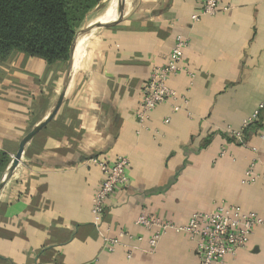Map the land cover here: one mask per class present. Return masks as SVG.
<instances>
[{
  "label": "crops",
  "instance_id": "1",
  "mask_svg": "<svg viewBox=\"0 0 264 264\" xmlns=\"http://www.w3.org/2000/svg\"><path fill=\"white\" fill-rule=\"evenodd\" d=\"M203 1L131 0L117 22L113 4L92 23L111 24L78 35L71 64L18 52L0 62V151L10 160L2 178L46 122L0 189V264H199L186 234L167 230L151 249L153 231L137 219L185 225L223 203L264 217V112L243 136L264 102V0H221L227 12L194 23ZM177 37L194 76L169 79L176 100L141 127V90ZM93 157L129 161L128 188L96 224L102 175ZM222 264H264V230Z\"/></svg>",
  "mask_w": 264,
  "mask_h": 264
},
{
  "label": "built area",
  "instance_id": "2",
  "mask_svg": "<svg viewBox=\"0 0 264 264\" xmlns=\"http://www.w3.org/2000/svg\"><path fill=\"white\" fill-rule=\"evenodd\" d=\"M229 10V6H222L221 0H204L198 14L191 16L192 22H197L203 17H212ZM187 41L177 37L164 66L154 67L145 82L140 101L136 111V119L142 127L147 123L153 110L167 101L176 100V94L167 83L169 79L181 73L193 77L183 62V50ZM174 110H176L174 108ZM264 112V102L260 103L251 118V122L257 121ZM166 123L168 120L165 121ZM238 143H243L239 132H231ZM260 139L264 140V125L259 131ZM90 162L101 171L102 181L94 199L92 214L95 224L105 212V206L115 193L128 188L129 179L127 170L129 161L125 157H119L114 161H104L91 158ZM253 166L247 172V177L255 180ZM136 224L144 229L153 231L149 239V246L154 249L163 233L174 230L186 234L195 243V253L199 264H222L227 257H235L239 251L244 249L255 229L264 230V217L255 213L245 212L240 207L230 204H221L213 211L193 213L185 225H175L169 221H162L154 216H141ZM110 241L109 251L115 246Z\"/></svg>",
  "mask_w": 264,
  "mask_h": 264
},
{
  "label": "trees",
  "instance_id": "3",
  "mask_svg": "<svg viewBox=\"0 0 264 264\" xmlns=\"http://www.w3.org/2000/svg\"><path fill=\"white\" fill-rule=\"evenodd\" d=\"M102 1L0 0V62L18 52L49 66L66 63L77 31ZM260 120L248 125L243 136L259 130ZM9 161L0 151V181Z\"/></svg>",
  "mask_w": 264,
  "mask_h": 264
},
{
  "label": "water",
  "instance_id": "4",
  "mask_svg": "<svg viewBox=\"0 0 264 264\" xmlns=\"http://www.w3.org/2000/svg\"><path fill=\"white\" fill-rule=\"evenodd\" d=\"M126 0H119L116 4V10H120L121 7H123V4L125 3ZM121 19H123L122 16H118L114 21L112 22H117V21H120ZM112 22H107V23H94V24H91L90 26H87L85 27L84 29H82L80 31V34L76 33V36H75V39H74V42H73V45H72V48H71V51H70V55H69V59H68V62L69 64H71L72 62V57H73V53H74V48H75V43H76V40H77V37L78 35H86V34H89L95 30H98V29H101L109 24H111ZM61 103V99H59L57 105H56V108L55 110L59 107ZM46 122L42 123L40 126L36 127L34 130H32L23 140L22 142L20 143L19 145V149H18V152L17 154L15 155L6 175L2 178V180L0 181V189L1 187L3 186V183L11 176V173L12 171L14 170V168L19 164V160H20V157H21V154L23 152V148H24V145L27 143V141L33 136L35 135L38 131H40L42 129V127L45 125Z\"/></svg>",
  "mask_w": 264,
  "mask_h": 264
},
{
  "label": "rangeland",
  "instance_id": "5",
  "mask_svg": "<svg viewBox=\"0 0 264 264\" xmlns=\"http://www.w3.org/2000/svg\"><path fill=\"white\" fill-rule=\"evenodd\" d=\"M113 5L112 0H103L97 7H95L87 16L86 20L84 21L81 28L77 31L79 34L82 29H84L87 26H90L95 19L103 13L109 6L111 7ZM116 16V14H115Z\"/></svg>",
  "mask_w": 264,
  "mask_h": 264
},
{
  "label": "bare ground",
  "instance_id": "6",
  "mask_svg": "<svg viewBox=\"0 0 264 264\" xmlns=\"http://www.w3.org/2000/svg\"><path fill=\"white\" fill-rule=\"evenodd\" d=\"M119 0H112V3L113 4H117V2H118ZM130 1L131 0H126L125 1V3L123 4V7H121L120 8V10H119V13H120V15L122 16V15H125L126 13H128L129 11H130ZM100 18V17H99ZM98 18V19H99ZM108 21L107 20H105V21H103V22H101V23H107ZM82 55V54H81ZM80 56V55H79ZM75 58V57H74Z\"/></svg>",
  "mask_w": 264,
  "mask_h": 264
}]
</instances>
